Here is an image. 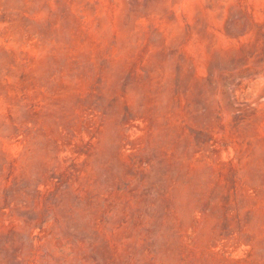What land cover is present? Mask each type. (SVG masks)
Listing matches in <instances>:
<instances>
[{"label": "rangeland", "instance_id": "374dc122", "mask_svg": "<svg viewBox=\"0 0 264 264\" xmlns=\"http://www.w3.org/2000/svg\"><path fill=\"white\" fill-rule=\"evenodd\" d=\"M0 264H264V0H0Z\"/></svg>", "mask_w": 264, "mask_h": 264}]
</instances>
